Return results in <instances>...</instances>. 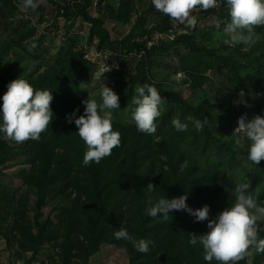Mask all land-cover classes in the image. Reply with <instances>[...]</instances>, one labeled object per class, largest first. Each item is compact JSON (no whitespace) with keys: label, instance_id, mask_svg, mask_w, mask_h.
Listing matches in <instances>:
<instances>
[{"label":"rangeland","instance_id":"374dc122","mask_svg":"<svg viewBox=\"0 0 264 264\" xmlns=\"http://www.w3.org/2000/svg\"><path fill=\"white\" fill-rule=\"evenodd\" d=\"M61 4L69 8L71 18L58 14V10L47 0L35 10H22L21 0H0V74L9 79L8 82L21 78L32 84V81L37 82L41 78L60 76V69L69 66L76 53L84 51L93 64V72L87 71L85 77L79 73L80 88H84L85 94L90 93L86 98L101 103V90L106 85L119 96V102L122 101L131 87V77L136 72L141 55L133 52L130 56H124L108 50L107 53L99 52L100 33L92 35V26L78 15L80 11L103 20V27L112 40H149L151 46L163 42L170 44L183 34L196 32L203 44L220 54H231V48L237 47L249 53L253 46H229L223 43L226 38L223 27L229 22L227 7L223 4L220 9L194 12L198 19L195 29H186L157 11L152 0H61ZM123 17L129 20L125 21ZM168 21V30L163 32L158 29ZM217 22L220 23L219 29ZM263 28L258 26L256 29L259 37ZM185 54L186 50L181 45L166 53H148V73L152 81L162 89L181 94L193 105L224 102L231 97L232 91H222V74L219 71H208L209 80L200 87L196 86L194 73L181 68ZM240 59L246 62L244 58ZM104 63L118 65V68L113 67L112 71L102 74ZM137 85L139 83L134 84V91ZM6 91L7 86L0 91V104ZM79 98L72 107L68 104L67 95L58 98L53 95V120L43 132L48 154L54 162L50 174L58 166L67 167L71 172L65 180L44 175V162L35 155L33 140L18 144L6 139L5 134L0 132V264H131L133 255L128 241L117 240L114 233L123 227L135 237L134 231L138 227L135 214L141 210L144 217L148 216V196L151 195L156 202L163 198L167 190L172 171L170 158L182 153L196 158L195 148L190 144L191 135L180 144L167 133L164 118L168 108L166 99L161 106V115L155 121V134L139 133L144 158L135 173L129 174L126 169L134 149L133 138L137 136V127L134 134L120 133L121 146L114 148L111 156L105 157L99 164L91 163L104 177L102 187L106 188V209L103 221L106 237L99 250L87 258L91 247L85 228L89 220L97 215V210L93 195L86 187L88 174L83 165L86 145L77 133L74 119L72 123L66 119L73 112L76 118L80 116V110L76 109L82 107L86 100L84 93ZM135 107L132 101L120 103L119 109L111 110L113 121L136 126L132 119ZM215 115L219 124H223L221 111L217 110ZM224 125L227 126L226 123ZM244 164L251 168L245 158ZM182 165L181 169H184ZM211 166L220 182L214 185L207 182L209 184L200 189L203 194L194 188L192 193L187 194L188 199L196 200L205 194L220 196L222 192H227L220 189L226 184L221 165L211 163ZM227 176L232 178L233 175L229 173ZM252 177L253 174L247 176L243 183L249 182ZM73 179L81 180L86 187L85 192L75 187ZM263 181L264 178L261 183ZM149 183L156 186L152 193H148L146 187ZM261 183L254 188L251 185L248 191H252L258 197V203L264 206V198L261 199L257 192L261 189ZM212 212L209 208V219L215 218ZM180 214V211L170 213L167 221L173 223V228L166 225L163 234L177 233L180 239L191 238V233L204 234L207 220L196 222L192 216L190 225L183 219L181 222ZM159 220L166 221L162 217ZM259 238L264 239V231L259 232ZM250 252L248 264H253L259 253L254 249H250ZM172 261L158 254L155 258H144L136 264H174ZM257 261L264 264V253Z\"/></svg>","mask_w":264,"mask_h":264},{"label":"trees","instance_id":"16d2710c","mask_svg":"<svg viewBox=\"0 0 264 264\" xmlns=\"http://www.w3.org/2000/svg\"><path fill=\"white\" fill-rule=\"evenodd\" d=\"M47 2L52 4L56 11L58 10V14L71 18L69 8L62 5L61 0H47ZM78 15H81L92 26V35L100 33L99 52L107 53L110 51V53H119L124 56H130L131 53L135 52L136 55H141L136 72L131 77V87L119 104L132 101V97L136 95L134 91L135 83H139L140 86H143L145 83L153 85L168 102L164 118L166 117V131L170 133V137L181 144L185 142L188 135L192 136L190 144L195 148L194 152L197 153L196 158H192L190 155L187 156L185 153L180 154L176 158H170L169 164L172 171L170 172L168 187L163 198H178L192 193L191 190L194 191V188L195 191L202 193L200 189L205 185L219 183L220 179L212 169L211 163H219L221 165L226 184L220 189L227 192H222L220 196L205 194L200 195V198L196 200L188 199L187 204L193 210L201 209L207 205L213 211L214 217H216L218 213L235 203L233 190L236 185L243 183L247 176L254 175L252 180L249 181L253 188L257 187L259 182L261 183V180L264 178V160L259 165L252 163L248 159V145L250 142L245 141L243 149H236L234 146L236 137L231 135L238 126V119L242 115L246 114L248 119H252L256 115L264 117V28L261 30V36L256 46L253 45L249 53L243 52L237 47L231 48V52H229L231 54H224L222 52L220 54L215 49L203 44L199 40V34L196 32L192 35L183 34L170 44L163 42L161 44L154 43L151 46L148 44L149 40L133 42L127 39L112 40L107 29L103 27V20L92 18L86 12L80 11ZM123 19L125 21L129 20L125 17ZM169 22L161 28L158 27V29L163 32L168 30L170 28ZM69 28L70 25H68ZM257 44L259 45L258 48ZM177 45L183 46L186 50L185 56L182 57L181 68L194 73L192 74L195 76V85L197 84L200 87L209 80L207 76L208 71H219L222 74V91H232L231 97L224 102L216 101L214 103L193 105L181 94L162 89L155 84L148 73L150 65L146 58L147 54L152 51L166 53ZM258 51H261V53ZM74 57L75 59L72 60L69 66L60 69V76L41 78L37 82L32 81L31 85L46 88L57 98L67 95L69 99L67 101H70L68 104L75 107V103L83 93L85 98L89 97L90 94H85L84 88H80L79 73H81V77H85L86 73H88L87 71L93 72V64L90 63L84 51L76 53ZM240 58H244L246 62ZM8 81L9 79L0 74V91L8 86ZM81 106L79 107L80 115H83L85 105ZM217 110L221 111L223 124H219L218 122V118L215 115ZM189 115L194 119L202 121L207 118L208 123L204 125L203 131L197 132L194 124L186 120V117ZM174 118H179L182 122L187 123V131H177L171 123ZM112 123L113 131H119L121 134H134L133 131L136 126L124 124L121 121H112ZM225 123L227 126L224 125ZM139 133L137 131V136L133 138L134 149L130 155V162L126 169L129 174L138 171L144 158L141 155L142 150L140 149L143 146H141L142 140ZM43 139L44 133L41 134L39 141H33V146L35 155L44 162V175H47L49 178L54 176L56 179L61 178L60 180H65L68 178L67 174L71 172L67 167L58 166L50 174L54 162L51 159V155L48 154L47 144ZM244 158L248 160L251 168L244 164ZM185 161L187 162V166L181 169V165ZM179 166L180 170L178 169ZM84 169L88 174L86 187L90 190L89 193L93 195L97 210V215L89 220L85 228L86 237L91 247L90 252L87 254V258H89L99 250L102 240L106 237V226L103 221L106 209L104 206L106 188L102 187L104 177L99 173L98 169L94 168L91 164L85 166ZM229 173L233 175L232 178L227 176ZM259 176L263 177L258 179ZM72 181L75 187L80 189L81 192H85L86 187L81 183V180L73 179ZM260 188L257 192L259 191V197L262 199L264 198V181L260 184ZM180 212L181 222L183 219L191 225L190 219L193 215L186 211ZM135 216L138 227L134 231V238L136 240H151L154 243L149 245V252L140 253L133 247L131 242H128L129 249L133 255L131 264H136L144 258H155L158 254H163V257L173 259L172 262L174 264H209L208 261L204 260L203 245L199 242L196 245H191L189 243L190 238L180 239L177 233L172 234L171 232L163 234L166 229L165 226L169 225L173 228V223L170 224L167 220L164 222L160 221L161 217L159 216L156 218L150 216L144 217L141 210ZM158 220V223L153 224ZM205 229L202 233L210 231L208 227ZM262 255L263 253H259L257 260ZM257 260L253 264H258ZM218 263L215 259L211 261V264ZM239 264H248V257L241 260Z\"/></svg>","mask_w":264,"mask_h":264},{"label":"clouds","instance_id":"9594fccd","mask_svg":"<svg viewBox=\"0 0 264 264\" xmlns=\"http://www.w3.org/2000/svg\"><path fill=\"white\" fill-rule=\"evenodd\" d=\"M45 0H21L22 10H35ZM157 11L170 19L184 25L186 29H195L198 24L197 10L208 11L220 9L226 5L229 22L223 27L225 39L223 43L229 46L236 44L254 45L260 39L257 27L264 26V0H152ZM216 27L220 28L217 22ZM118 65H104L102 74L112 71ZM136 95L132 97V104L136 107L132 114L137 130L145 134H155L157 131L156 119L161 115V106L165 98L153 85L148 83L137 85ZM102 102L86 99L84 114L78 118L75 112L66 117L67 122L73 119L78 128V135L86 145L83 165L92 162L99 164L105 157L111 156L114 148L121 146V134L113 131L114 109H119V96L109 87L104 85L101 90ZM53 95L50 90L35 89L25 79L17 78L9 82L7 91L2 96L0 104V132L5 138L18 144L28 140L39 141L41 134L51 125L54 113L51 108ZM79 111V109H76ZM192 122L197 132L203 131L208 123L194 119L191 115L186 117ZM177 131H187L188 124L179 118L171 121ZM238 126L231 136L236 137L234 146L243 149L245 141L248 145V159L255 165L264 160V117L260 115L248 119L244 114L238 119ZM185 161L182 167H186ZM148 193H152L156 186L149 183ZM250 182L236 185L233 190L235 203L218 213L214 219H209V206L193 210L187 204L188 195L178 198H159L153 201L151 195L147 199V215L167 220L173 211H186L193 215L196 222L208 221L210 229L204 234L191 233L189 243L203 245L204 260L211 264L214 259L219 264H239L241 260L251 255L250 249L257 253H264V239L259 238V232L264 231V206L258 203V197L252 191ZM117 240L131 242L140 253L149 252V245L154 242L146 239L136 240L129 232L121 227L114 233Z\"/></svg>","mask_w":264,"mask_h":264}]
</instances>
